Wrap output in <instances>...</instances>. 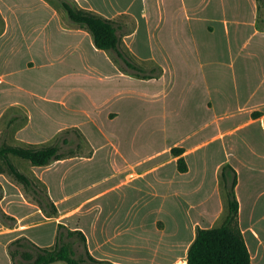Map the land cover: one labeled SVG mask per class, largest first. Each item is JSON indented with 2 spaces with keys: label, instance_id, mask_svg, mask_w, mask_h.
<instances>
[{
  "label": "crops",
  "instance_id": "0c3cea01",
  "mask_svg": "<svg viewBox=\"0 0 264 264\" xmlns=\"http://www.w3.org/2000/svg\"><path fill=\"white\" fill-rule=\"evenodd\" d=\"M61 1L0 0V113L24 109L15 137L25 144L84 130L95 155L105 149L106 185L88 193L56 186L55 171L84 157L33 165L58 209L44 217L0 173L4 208L20 224H0V264H11L7 243L19 234L52 246L57 222L82 231L99 260L185 264L196 227L218 226L227 212L225 163L236 172L250 264H264V6L258 27L256 0H63L114 21L120 48L162 69L140 78L114 51L97 48ZM25 72L27 81L18 80ZM173 146L182 148L186 171L177 169ZM119 189L120 198L110 197Z\"/></svg>",
  "mask_w": 264,
  "mask_h": 264
},
{
  "label": "trees",
  "instance_id": "16d2710c",
  "mask_svg": "<svg viewBox=\"0 0 264 264\" xmlns=\"http://www.w3.org/2000/svg\"><path fill=\"white\" fill-rule=\"evenodd\" d=\"M60 3L70 21L89 31L97 48L114 51L122 62L119 66L123 70L140 78H153L160 75L162 69L159 65L153 62L148 65L138 64L126 50L120 48V36L114 21L91 10L73 6L67 1L62 0ZM256 3V21L257 26L260 27V23L263 21L264 0H256ZM16 118L14 117V119ZM72 130L77 134V128H72ZM78 134L80 133L78 132ZM62 141L64 143L69 142L65 137ZM61 148L57 143L39 146L35 144L13 145L6 142L0 143V173L6 172L21 183L26 192H32V195L41 197L36 201L48 216H56L58 209L48 197L45 186L43 185V192L38 191L33 181L14 165L10 156L26 160L31 165L42 166L68 156ZM182 151V148L177 146L170 149V152L177 157V169L181 172L187 169L186 162L181 156ZM73 154L75 152L70 151L69 155ZM220 181L221 188L226 196L227 212L218 226L210 228L196 227L194 239L187 249L185 264H250V254L236 218L238 210V202L234 192L236 172L227 163L221 166ZM5 216L9 220L15 221L13 216L7 214ZM4 223L11 225L7 221H4ZM7 251L11 264H54L58 261L65 264H112L106 260L96 259L88 252L86 238L82 231L69 229L60 223L57 224L52 246H39L28 237L23 236L9 242Z\"/></svg>",
  "mask_w": 264,
  "mask_h": 264
},
{
  "label": "rangeland",
  "instance_id": "374dc122",
  "mask_svg": "<svg viewBox=\"0 0 264 264\" xmlns=\"http://www.w3.org/2000/svg\"><path fill=\"white\" fill-rule=\"evenodd\" d=\"M1 26V25H0ZM135 42L139 44L140 40L139 38H135ZM17 66L19 68V64L17 63ZM34 74L29 72L28 74V79L29 81L33 80ZM17 79L21 81H27V73H17ZM189 90L192 89L191 86L187 87ZM3 95H0L2 98ZM8 98L6 97L5 100ZM26 113L24 109L17 107V106H11V107H6L3 109V111L0 113V143L6 142L10 143L13 145H23L25 144L22 140L19 138L15 137V131L19 128L22 127L26 123ZM14 117H17L14 119ZM49 127V126H48ZM87 129L86 131H89L90 133L97 132L91 124H86L85 126ZM104 130V129H102ZM105 131V130H104ZM118 131V130H117ZM78 132L81 134H78ZM77 134L72 130V127H69L67 130H59L54 135L50 136L49 139H47L44 143L42 144H36V145H46V144H52V143H57L59 144L62 148L61 150L67 154L65 158H70V157H84L85 159H77L73 160L70 164L66 165L65 168L62 167V169H59L61 172L58 173L55 171V175H59V181L56 182V186L59 188L61 186L60 183H62L63 188L66 191H74L78 189H82L86 191L87 193L93 192L94 190L99 189L100 187H105L106 182H105V176L107 175L109 171V165L106 160V155H105V149H99L97 154L95 155L94 149L92 145L89 143L87 140V137L84 135V130L78 129ZM66 138L69 140V142L64 143L62 141L63 138ZM19 143V144H18ZM27 145V144H25ZM94 146V145H93ZM98 146V145H97ZM70 151L75 152L73 155H69ZM14 163H16L17 168L25 173L35 184L36 188L38 191L43 192V185L45 186L46 192L48 194V197L51 199L46 183L41 179V171L40 169L35 168L33 165H31L29 162L26 160H23L21 158L14 157ZM52 173V172H51ZM61 175V176H60ZM3 178L6 179L8 182H11L13 185H15L22 193V196L36 206V208L40 211V213L44 217H56V216H48L45 214L44 209L38 204L36 199H39L41 197L32 195V192H26L23 188V185L16 181L14 178H12L9 174L4 172L2 174ZM4 187L2 180L0 179V224H2L4 227H16L20 226L19 220L13 216L12 214L8 213L4 206L5 204L3 203V197H4ZM120 191L116 190L114 192H111V196L114 199L120 198ZM86 193V194H87ZM131 197L134 194H130ZM195 195H191L193 198ZM108 197V195H105L102 197V200H105ZM52 200V199H51ZM126 200H133L132 198H127ZM53 201V200H52ZM42 202V200H41ZM54 202V201H53ZM226 203V199H225ZM55 204V203H54ZM56 206V204H55ZM57 207V206H56ZM13 216L15 218V221L13 222L12 220H9L8 217L5 215ZM224 215V214H223ZM4 221H7L9 224L4 223ZM221 221V220H219ZM63 224L61 222H57V224ZM219 223V222H218ZM65 225V224H63ZM218 225V224H217ZM66 226V225H65ZM57 229V228H56ZM27 237L24 234H19L17 237ZM14 240V239H13ZM31 240V239H30ZM12 241V240H11ZM9 241V242H11ZM7 243V245L9 244ZM8 253V251H7ZM9 255V254H8ZM10 259V257H9ZM11 262V260H10ZM64 264V262H62Z\"/></svg>",
  "mask_w": 264,
  "mask_h": 264
}]
</instances>
